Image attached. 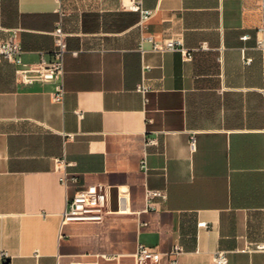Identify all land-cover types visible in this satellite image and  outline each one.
<instances>
[{
	"label": "crops",
	"instance_id": "0c3cea01",
	"mask_svg": "<svg viewBox=\"0 0 264 264\" xmlns=\"http://www.w3.org/2000/svg\"><path fill=\"white\" fill-rule=\"evenodd\" d=\"M128 3L0 0V40L17 30L24 63L49 55L58 25L69 44L62 102L57 83L20 84L0 62V264H137L139 244L154 264L177 244V264H216L219 250L264 264L261 0H142L144 24ZM92 184L113 212L62 222ZM148 188L165 192L155 208Z\"/></svg>",
	"mask_w": 264,
	"mask_h": 264
},
{
	"label": "built area",
	"instance_id": "2783aa9c",
	"mask_svg": "<svg viewBox=\"0 0 264 264\" xmlns=\"http://www.w3.org/2000/svg\"><path fill=\"white\" fill-rule=\"evenodd\" d=\"M128 7L130 10L136 11L140 16V23H146L153 15L154 10L145 8L142 0H129ZM257 43L259 47L264 49V41L262 34H264V0H261V22L258 27ZM54 46L49 55L42 54L40 58L31 63H24L21 58L22 46L17 37V30H13L4 39L0 40V62L7 61L14 64V76L16 82L24 85H32L35 83H57L56 89L52 92V99L55 102H62L65 94V89L62 84V76L64 70V56L69 52V44L67 34L58 25L53 31ZM148 40L152 43L154 48L164 49H179L174 40H167L163 42L155 41L149 37ZM183 50V48H180ZM187 56H191V52H186ZM147 86L143 83L137 86V91L145 92ZM146 145L158 144L156 137H148ZM190 144L194 148L196 145V136L191 135ZM59 161H61L59 159ZM141 168L147 170V162L145 158L141 160ZM67 175L64 173L60 177L62 183L67 182ZM164 198L165 192L160 189L148 188L146 190V202L148 208H155V199ZM113 212L109 207L108 187L104 184H92L84 189L77 190L73 198L69 201L62 214V222L70 221H100L107 214ZM258 249H264V244L256 245ZM182 251L180 245H175L170 251L171 264H177V257ZM160 252L145 244H139L137 247V264H154L158 262ZM114 256H108L106 259H113ZM213 260L216 264H227L228 255L225 251L219 250L215 252Z\"/></svg>",
	"mask_w": 264,
	"mask_h": 264
}]
</instances>
